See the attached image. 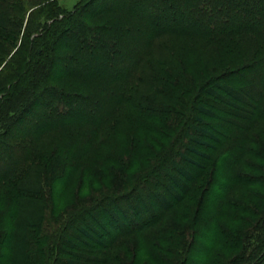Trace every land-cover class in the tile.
<instances>
[{
    "label": "trees",
    "instance_id": "1",
    "mask_svg": "<svg viewBox=\"0 0 264 264\" xmlns=\"http://www.w3.org/2000/svg\"><path fill=\"white\" fill-rule=\"evenodd\" d=\"M263 165L264 0H0V264H264Z\"/></svg>",
    "mask_w": 264,
    "mask_h": 264
},
{
    "label": "rangeland",
    "instance_id": "2",
    "mask_svg": "<svg viewBox=\"0 0 264 264\" xmlns=\"http://www.w3.org/2000/svg\"><path fill=\"white\" fill-rule=\"evenodd\" d=\"M59 1V4L66 10V11H70L72 9V7L78 2V0H58ZM207 106H211L212 108L216 109L219 113H222V114H225V109L220 105L218 104L217 102L213 101L212 99H209L207 100V102L205 103ZM129 111V110H128ZM129 114H131V111H129ZM227 115V114H226ZM159 120H162L164 121L165 123H169V121L166 119V117H162V118H159ZM147 122V121H146ZM185 122V121H184ZM150 123V122H149ZM219 122L217 121H213V120H210L208 118H204L203 120V124L202 126L203 127H207V128H212V127H215L218 124ZM148 124V123H146ZM181 124L178 125L177 127V134L175 135V137L173 138V142L175 141L176 139V136L178 137V143H180V141H184V142H188V139L184 138L183 137V133H181V131H179V128L181 127L180 126ZM142 127V125L140 126H137L134 124V122H129V121H122V125H120V128L118 129V132L120 133L121 137L120 138V135L119 136H116L115 138H112L108 144V146H106V150H111V149H114L115 151H117V147L119 146L118 143L119 141L122 142V144L127 148V149H131V147L133 146L132 142H131V138H134L136 139V141H138V139L140 138L138 136V133H139V129ZM146 127V126H145ZM117 133V135L119 134ZM225 133H228L226 129H224V132L223 134ZM123 134V135H122ZM153 138L157 139V142L158 143H161V142H164V140L158 136V135H155L153 136ZM169 140L166 141V145L169 144ZM194 145V144H193ZM123 146V147H124ZM151 146L153 147L154 144L151 143ZM119 148V147H118ZM178 148V146H176L175 150ZM201 149L205 152V153H209V149H206V148H202ZM213 153V152H212ZM211 153V154H212ZM217 154V153H216ZM216 154L213 153L212 155V158H214L216 156ZM173 157H175V153L173 152L172 153ZM189 155L194 158L196 161H199L201 163H204V160L198 156H195V155H192L189 153ZM183 164V166L185 168H187L188 170L194 172V173H200V170H198L197 168H195L194 166L186 163V162H181ZM119 165H115L113 166V169L117 168ZM264 166V165H263ZM106 168V167H105ZM105 168L103 167H98L97 169V178L99 177H108L111 181L115 180L117 178L115 172L113 173V171H110V167L109 168ZM145 168V164L144 165H141V166H138L135 171H142L143 169ZM100 175V176H99ZM99 176V177H98ZM119 176V175H118ZM207 176V175H206ZM146 197L148 196L147 194L145 195ZM126 203L127 201H124L123 204L126 206ZM131 212V211H130ZM175 215V214H174ZM172 216L173 220H177L179 218V216L175 217V216ZM190 220V218H187L185 219V221H178L177 220V225L179 227H182V225H184V223H188V221ZM171 224H174V222H170ZM183 229V227L181 228ZM167 230L165 232V229L162 230V228H153V229H150L148 230V235L147 237L151 236V239H153L154 241H157L159 243V246L162 248H170L171 250H174L176 248H178L179 246H181L182 243H186L188 244V241L191 240V237L189 236V234L183 230V232L185 233H182L180 234V232H172V231H169ZM174 233V234H172ZM168 234V235H167ZM165 236V237H164ZM139 237L140 236H135L133 238H135V240H137V245L134 246L133 244L136 243L135 240H131V241H128L127 242V246L128 247H133L132 250H130V252L128 254H126V251L123 249V248H114L110 253H118V255L121 257L120 258V261H122L124 264H137L140 260L143 259V255H142V249H141V246H142V241L139 240ZM167 238H169L168 242H164V240H166ZM141 245V246H140ZM125 251V253H124ZM152 255H154V251L151 252ZM230 254H234V253H231ZM101 254H98V256H100ZM125 255V257H124ZM229 255V254H228ZM64 256L66 257V255L64 254ZM165 257V255H163ZM230 256V255H229ZM228 256V257H229ZM177 257L176 256H171L170 255V262L171 264H175V262L177 261ZM150 264L148 263L147 260H142L141 264ZM155 264H158L157 261L154 262ZM110 264H118V262H112Z\"/></svg>",
    "mask_w": 264,
    "mask_h": 264
}]
</instances>
